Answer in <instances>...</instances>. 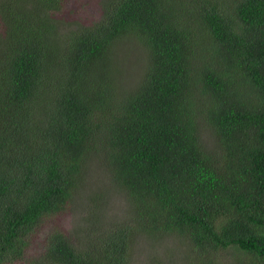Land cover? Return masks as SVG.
<instances>
[{"label":"trees","instance_id":"16d2710c","mask_svg":"<svg viewBox=\"0 0 264 264\" xmlns=\"http://www.w3.org/2000/svg\"><path fill=\"white\" fill-rule=\"evenodd\" d=\"M100 2L84 23L57 17L64 0H0V264H129L135 239L173 234L185 264H264V0ZM124 37L146 54L130 89L112 74ZM89 160L128 218L92 203L82 236L53 229L28 257Z\"/></svg>","mask_w":264,"mask_h":264},{"label":"rangeland","instance_id":"374dc122","mask_svg":"<svg viewBox=\"0 0 264 264\" xmlns=\"http://www.w3.org/2000/svg\"><path fill=\"white\" fill-rule=\"evenodd\" d=\"M100 1L64 0L63 8L57 17L65 21L92 23L98 19L101 13ZM110 55L114 60L112 74L116 83L121 89L132 88L142 77L144 71L146 54L143 47L135 39L124 37L112 46ZM201 138L206 145L210 147L213 145V136L207 129L202 130ZM89 163L91 168L87 167L83 183L80 184L79 191L77 190L66 210L45 218L30 235L29 247L26 250L28 257L35 258L42 254L46 237L53 229H59L69 235L82 236L84 230L81 228L85 224L84 217L89 215L86 207L92 203L101 202L99 208L93 211L95 219L99 220L100 223L103 221L114 223L119 222L123 217L128 218L126 197L118 193L116 188L111 185L106 172L101 171L94 162L89 160ZM88 187H91L90 191ZM94 190H97L96 193L99 196L96 201L88 198ZM130 252L129 264H185L187 248L182 238L177 237L176 234L164 235L156 239L150 235H141L135 239ZM219 254L218 258L225 262L231 257L224 252ZM10 264L28 263L19 261Z\"/></svg>","mask_w":264,"mask_h":264}]
</instances>
